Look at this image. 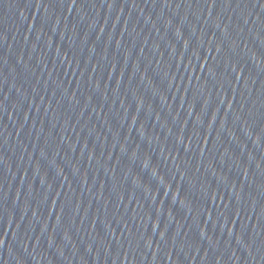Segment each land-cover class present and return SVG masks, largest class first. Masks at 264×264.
I'll return each mask as SVG.
<instances>
[{"label": "water", "instance_id": "obj_1", "mask_svg": "<svg viewBox=\"0 0 264 264\" xmlns=\"http://www.w3.org/2000/svg\"><path fill=\"white\" fill-rule=\"evenodd\" d=\"M0 264H264V0H0Z\"/></svg>", "mask_w": 264, "mask_h": 264}, {"label": "snow or ice", "instance_id": "obj_2", "mask_svg": "<svg viewBox=\"0 0 264 264\" xmlns=\"http://www.w3.org/2000/svg\"><path fill=\"white\" fill-rule=\"evenodd\" d=\"M73 2H74V0H73Z\"/></svg>", "mask_w": 264, "mask_h": 264}]
</instances>
